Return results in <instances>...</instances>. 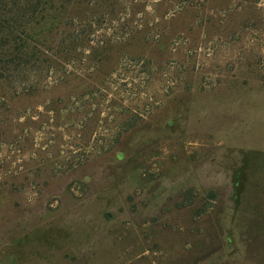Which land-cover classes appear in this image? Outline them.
<instances>
[{"label":"rangeland","instance_id":"1","mask_svg":"<svg viewBox=\"0 0 264 264\" xmlns=\"http://www.w3.org/2000/svg\"><path fill=\"white\" fill-rule=\"evenodd\" d=\"M53 16L0 80V264H264V0Z\"/></svg>","mask_w":264,"mask_h":264},{"label":"trees","instance_id":"2","mask_svg":"<svg viewBox=\"0 0 264 264\" xmlns=\"http://www.w3.org/2000/svg\"><path fill=\"white\" fill-rule=\"evenodd\" d=\"M79 1L0 0V54L5 52L0 58L1 81L8 84L23 81L21 75H29L40 66L43 53L38 49L46 47L53 52L62 47L61 42L54 40L59 26L54 28L49 22L60 8ZM44 61L49 63L47 58ZM210 198H215V194L211 193Z\"/></svg>","mask_w":264,"mask_h":264}]
</instances>
